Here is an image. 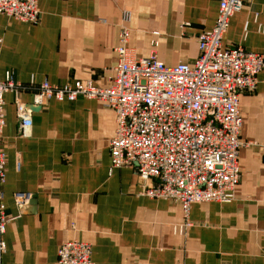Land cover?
<instances>
[{
	"label": "crops",
	"instance_id": "1",
	"mask_svg": "<svg viewBox=\"0 0 264 264\" xmlns=\"http://www.w3.org/2000/svg\"><path fill=\"white\" fill-rule=\"evenodd\" d=\"M243 2L222 49L240 46L264 55V0ZM219 4L38 0L37 24L0 14V80L11 73L33 89L44 81L110 86L126 12L137 58L155 54L167 66L192 64L200 54L198 36L215 26ZM34 95H5L8 224L0 264H58L59 247L72 239L92 246L93 264H264V71L255 90L240 96L246 145L234 199L193 204L191 226L183 232L177 231L185 222L180 202L142 195L145 182L134 168L111 167L112 110L97 100L52 99L31 114L33 126L24 134L17 102L34 105ZM19 192L32 195L22 207L15 202Z\"/></svg>",
	"mask_w": 264,
	"mask_h": 264
},
{
	"label": "built area",
	"instance_id": "2",
	"mask_svg": "<svg viewBox=\"0 0 264 264\" xmlns=\"http://www.w3.org/2000/svg\"><path fill=\"white\" fill-rule=\"evenodd\" d=\"M243 8V0H220L215 26L198 36L200 54L192 64L167 66L155 54L137 58L129 45L131 16L126 12L115 48L119 62L110 86L81 80L67 85L44 81L33 89L15 81L11 73L0 80V252L5 249L8 224L5 95L12 92L19 95L33 90L35 106L52 99L73 103L86 98L112 110L116 130L109 142L111 167L134 168L145 182L142 195L180 202L185 222L178 232L191 226L193 204L234 199L241 180L240 152L246 145L241 139L240 96L255 90L264 71L263 54L240 46L222 49L232 17ZM0 14L29 24L41 19L38 0H0ZM32 113L17 102L24 134L33 126ZM31 199L29 193L15 194L21 207ZM58 264H93L92 246L78 239L64 242L58 249Z\"/></svg>",
	"mask_w": 264,
	"mask_h": 264
},
{
	"label": "water",
	"instance_id": "3",
	"mask_svg": "<svg viewBox=\"0 0 264 264\" xmlns=\"http://www.w3.org/2000/svg\"><path fill=\"white\" fill-rule=\"evenodd\" d=\"M27 108L29 110H31L32 112H37L38 109H40L41 107L40 106H35V105H28ZM35 202V201H34ZM34 202H32L31 204H34Z\"/></svg>",
	"mask_w": 264,
	"mask_h": 264
}]
</instances>
